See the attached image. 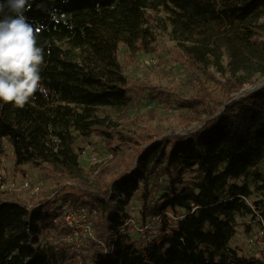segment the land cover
Returning a JSON list of instances; mask_svg holds the SVG:
<instances>
[{
  "label": "trees",
  "instance_id": "1",
  "mask_svg": "<svg viewBox=\"0 0 264 264\" xmlns=\"http://www.w3.org/2000/svg\"><path fill=\"white\" fill-rule=\"evenodd\" d=\"M28 3L24 15L44 49L40 74L47 93L37 92L23 108L0 101V156L9 151L17 166L34 161L52 169L56 183L77 178L70 126L86 138L100 137L109 149L115 137L117 146L129 145L135 153L120 163L116 176H101L99 190L75 183L31 205L16 197L0 200V264H264V249L245 256L231 244L234 215L252 214L249 184L235 180L252 175L264 181L252 170L264 158V83L239 97L230 95L248 82L244 72L264 70L258 31L264 26L259 22L264 0L158 1L173 13L171 33L184 55L203 68L213 61L225 72L222 55L227 54L232 73L221 82L228 92L200 108L194 130L156 138L128 136L99 114L101 107L123 109L132 100L134 88L120 50L146 49L156 39L148 24L149 0ZM64 40L69 47L60 43ZM73 48L88 49L89 59L78 60ZM153 89L146 97L152 104L159 95L173 108L190 103L187 98L176 103L170 92ZM58 118L66 127L50 142L41 121ZM257 188L262 197L254 204L264 213V182ZM137 192L142 194L141 222L132 230L127 205ZM59 199L96 211V238L81 262L68 243L54 238L64 230L59 214L50 211ZM46 237L51 238L43 244Z\"/></svg>",
  "mask_w": 264,
  "mask_h": 264
},
{
  "label": "rangeland",
  "instance_id": "2",
  "mask_svg": "<svg viewBox=\"0 0 264 264\" xmlns=\"http://www.w3.org/2000/svg\"><path fill=\"white\" fill-rule=\"evenodd\" d=\"M159 0H149L147 9L148 24L155 33V40L146 49L130 51L125 47L120 50V60L128 75L130 84L134 88L131 91L132 100L123 109L111 106L101 107L99 114L108 122L114 124L113 128L124 131V134L133 137H158L160 134H184L187 130H194L197 124L196 115L200 108L210 102V98L222 99L228 90L221 82L227 81L231 75V59L227 54L222 55V63L225 72L219 71L217 65L211 61L207 68L201 67L182 53L178 46L176 36L171 33V16L173 13L158 4ZM259 22H264V17ZM260 41L264 40V26L258 29ZM64 47H69V42H60ZM74 55L78 60H88L89 53L86 48H73ZM248 80L239 92L230 93L231 96L239 97L247 91L256 90L264 83V70L256 67L248 73H243ZM237 75H240L239 73ZM170 92L171 99L176 103L180 100L190 99L188 106L178 105L172 107V102H165V96L159 95L155 104L150 103L152 97L149 94L153 88ZM185 98V99H183ZM204 102H196V99ZM195 106L196 108H192ZM196 112V113H195ZM46 115L53 116L51 111L45 110ZM43 137L53 141L57 132L63 131L65 121L58 118L56 121L47 120L42 122ZM73 148L78 155V177L65 180L62 178L57 182L53 178V170L40 168L34 161L28 164L15 165L12 154L8 151L6 155L0 156V200L13 197L23 199L28 205L34 204L41 199H50L57 195L60 186L66 184H78L91 190H99L103 185L101 176H116L121 168L123 160L130 161L134 157V150L129 145L117 146L114 137L112 149L98 136L86 138L74 127H69ZM143 145L142 147H144ZM258 170L264 176V158L252 170ZM238 183L247 182L251 189L248 201L254 203L262 197L258 185L264 181H257L252 175L235 180ZM58 202H64L61 199ZM70 203V202H67ZM65 203V204H67ZM57 204V203H56ZM55 204V205H56ZM73 205V204H72ZM86 207V206H83ZM142 194L137 192L136 196L127 205L131 216L130 228H139L141 222ZM97 215V214H96ZM59 218V217H58ZM236 234L231 244L237 248L239 254L248 255L246 240L248 228L251 226L250 214L234 215ZM60 224V219L57 220ZM133 228H132V227ZM55 236V235H54ZM51 237L42 239L47 244ZM59 240L58 234L54 237ZM263 252V250H261ZM257 252L260 254L262 252ZM79 262L83 260L77 258Z\"/></svg>",
  "mask_w": 264,
  "mask_h": 264
},
{
  "label": "clouds",
  "instance_id": "3",
  "mask_svg": "<svg viewBox=\"0 0 264 264\" xmlns=\"http://www.w3.org/2000/svg\"><path fill=\"white\" fill-rule=\"evenodd\" d=\"M29 7L28 0H0V101L19 108L47 93L40 74L44 49L24 15Z\"/></svg>",
  "mask_w": 264,
  "mask_h": 264
},
{
  "label": "built area",
  "instance_id": "4",
  "mask_svg": "<svg viewBox=\"0 0 264 264\" xmlns=\"http://www.w3.org/2000/svg\"><path fill=\"white\" fill-rule=\"evenodd\" d=\"M252 209L250 225L252 227L246 240L248 256H253L264 249V213L254 203L246 199ZM58 202L50 208V211L58 213L60 226L64 228L58 234L60 241L68 243L77 253V258L81 259L87 254L89 242L96 238L95 220L96 211L88 207L76 208L71 203ZM131 218L127 223L131 222ZM105 250H108L105 248ZM114 252V246L108 250Z\"/></svg>",
  "mask_w": 264,
  "mask_h": 264
}]
</instances>
